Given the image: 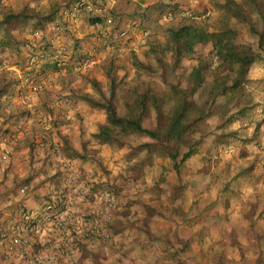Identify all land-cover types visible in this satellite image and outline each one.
Instances as JSON below:
<instances>
[{
    "label": "clouds",
    "instance_id": "9594fccd",
    "mask_svg": "<svg viewBox=\"0 0 264 264\" xmlns=\"http://www.w3.org/2000/svg\"><path fill=\"white\" fill-rule=\"evenodd\" d=\"M0 264H264V0H0Z\"/></svg>",
    "mask_w": 264,
    "mask_h": 264
}]
</instances>
